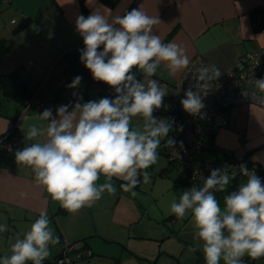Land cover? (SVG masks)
Returning <instances> with one entry per match:
<instances>
[{"label": "clouds", "instance_id": "clouds-1", "mask_svg": "<svg viewBox=\"0 0 264 264\" xmlns=\"http://www.w3.org/2000/svg\"><path fill=\"white\" fill-rule=\"evenodd\" d=\"M160 23L158 16L141 8L122 16L94 8L87 17L76 18V31L84 43L80 61L94 80L114 89L115 97L83 103L78 99L74 105L59 106L55 116L51 108L45 109L36 115L38 122L26 129L25 139L31 143L15 152L17 164L34 173L35 185L71 214L92 207L105 192L114 195V177L124 181L120 184L124 192L136 196L133 189L150 182L147 169L157 163L162 141L165 147L176 143L165 140L173 122L153 116L168 93L150 78L162 65L175 76L188 69L190 59L182 46L164 43L154 34V26ZM133 69L147 79H138ZM220 76L216 65L196 68L197 83L180 101L184 111L200 114L204 95ZM81 80L78 75L67 87L75 89ZM254 84L264 103V78L255 79ZM137 117L143 124L133 127ZM239 173L247 177L246 182L224 197L223 210L215 193L224 192L237 173L221 168L211 170L202 187L183 191L179 201L173 199L170 204L177 219L191 215L194 243L189 251L200 249L206 264H221V260L245 264V256L264 257V182L246 164L239 165ZM101 175L105 177L102 184L98 183ZM19 195L27 198L28 193ZM6 231L7 225L0 224V233ZM22 235L11 245L10 255L0 256V264H43L51 254L50 245L60 242L45 211Z\"/></svg>", "mask_w": 264, "mask_h": 264}, {"label": "crops", "instance_id": "crops-1", "mask_svg": "<svg viewBox=\"0 0 264 264\" xmlns=\"http://www.w3.org/2000/svg\"><path fill=\"white\" fill-rule=\"evenodd\" d=\"M108 1L110 4L103 0H91V3L87 0H0V38H5L7 44V52L0 61V73L19 68L29 87L38 83L25 105L0 93V135L16 126L20 136L17 146L0 153V224H6L7 229L15 226L17 230L16 222L21 219H38L41 211L47 212L48 217L62 212L58 210L60 204L53 201L43 187L35 185L31 169L17 164L15 152L31 143L25 139V133L31 124L38 122L36 115L51 108L55 116L59 106L72 105L63 90L64 77L58 59L64 51L83 44L75 25L79 15L87 17L94 8H100L101 11L110 10L112 16H122L127 11L141 8L148 15L159 17L161 23L154 26L153 32L164 43L173 42L182 46L189 59L199 53L220 71L236 66L247 51L264 46V28L255 31L250 20V10L255 7L264 9V0ZM22 21V28L13 32V26ZM26 59L34 61L38 68H25ZM181 73L170 76L162 65L154 77L160 85L165 83L161 87L172 88ZM223 115L227 124L216 127L214 147L229 151L238 160L248 151L249 160L264 169V108L255 103L240 102L224 110ZM171 139L174 140V136ZM164 143H161L163 152L169 148ZM210 154L213 152L203 153L206 157ZM174 167L180 170L178 165L167 161L158 174L167 177L168 171ZM162 169L164 172L159 173ZM178 177L179 174L173 179L172 187L186 185H176L174 180ZM246 179L239 175L237 188L240 181ZM121 182L124 181H118L119 188ZM187 185L192 188L190 183ZM22 191L28 193L27 198L20 197ZM126 193L140 203L130 192ZM57 228V236L69 241V231ZM80 235L83 234L77 236ZM82 246L90 248V243L82 241L79 247ZM4 253L8 252L0 253V256L10 255Z\"/></svg>", "mask_w": 264, "mask_h": 264}, {"label": "rangeland", "instance_id": "rangeland-1", "mask_svg": "<svg viewBox=\"0 0 264 264\" xmlns=\"http://www.w3.org/2000/svg\"><path fill=\"white\" fill-rule=\"evenodd\" d=\"M58 66L62 68L64 63L58 62ZM146 79L144 76L140 78L141 81ZM150 79L157 80L154 76ZM165 89L168 94L173 93L171 87H165ZM171 104V98L164 101L161 111L153 113V116L158 119H167L166 111ZM132 124L133 127L141 126L143 121L137 117L133 119ZM172 131L173 127L167 139L173 138ZM160 149L161 146L157 150L159 155L157 163L147 169L151 175L150 182L147 184L141 182L133 189L137 193L135 198L140 203L119 188V179L114 177L112 180L116 188L114 195L105 192L92 207L82 208L76 214L66 210L55 214V217H49L54 234L58 235L57 227L59 226L69 231L70 237L67 238L70 239L69 241L60 239L57 245H50L51 254L48 262L43 264H52L51 262L63 249L65 243L85 236L90 243V248L85 247V249L94 252L90 258V264L98 260L100 264H206L200 249L196 252L189 251V247L194 243L191 215L184 219H177L170 212L172 200L175 199L178 202L183 191L191 188L187 184L172 187L173 179L181 172V168L180 170L175 167L170 169L167 177L158 174L160 168L168 161ZM104 182L105 177L101 175L98 183ZM244 182L246 181H240V184ZM229 192L226 189L224 192L215 193L222 210L224 197ZM35 220H19L16 222L18 231L15 226L8 227L7 231L0 235V253L11 254V245L17 236L20 235V238H23L22 234L30 229ZM19 231L23 233L18 234ZM79 234L83 235L78 237ZM81 242L76 241L75 245L79 246ZM117 258L122 261H117ZM243 259L245 264H264V257L252 260L245 256Z\"/></svg>", "mask_w": 264, "mask_h": 264}, {"label": "built area", "instance_id": "built-area-1", "mask_svg": "<svg viewBox=\"0 0 264 264\" xmlns=\"http://www.w3.org/2000/svg\"><path fill=\"white\" fill-rule=\"evenodd\" d=\"M259 15V14H258ZM212 65L204 56L197 53L190 59L188 69L182 71L180 76L172 85L173 93L171 110L167 113V120L172 123L174 146L169 147L166 157L175 161L183 170V175L191 187H202L211 170L221 168L229 174L235 171L239 176V165L241 162L226 155L217 159V152L208 157L203 153L210 145L208 138L216 127L225 126L227 119L223 111L240 102L255 103L264 108L260 101V93L256 90L254 80L264 78V46L247 51L239 63L227 71H220L221 76L212 82L211 89L204 95L205 107L198 115H190L184 111L180 101L184 98V92L194 86L197 81L193 79L195 69L201 66ZM25 68H38L31 59H26ZM165 83L162 82L161 86ZM193 90H196L193 87ZM164 102V98H163ZM182 126V131L179 127ZM11 129L0 135V153L7 152L17 146L20 142L19 134H10ZM229 153V152H228ZM254 170L253 167H247ZM264 182V177L261 178ZM232 182V181H231ZM59 257H55L52 264H87V258L91 251L80 248L75 249L71 244H65L60 251Z\"/></svg>", "mask_w": 264, "mask_h": 264}, {"label": "trees", "instance_id": "trees-1", "mask_svg": "<svg viewBox=\"0 0 264 264\" xmlns=\"http://www.w3.org/2000/svg\"><path fill=\"white\" fill-rule=\"evenodd\" d=\"M103 1L107 4H110L108 0H103ZM81 2H83V0H81ZM262 15H264V9L260 7H255L250 10V20H251V24L255 31H259L262 28H264V20H262ZM22 26H23V21L13 26L12 31L16 32L19 29H21ZM83 48H84V43L79 44L78 46L68 51H64L58 59L59 62L64 63V66L61 69L63 73V77H64L63 90L66 92L72 105H74L78 99H80V102L83 103V102H88L90 100H99L100 98H104V97L114 98L115 97L114 89L110 88L105 83L94 80L92 78L91 72L88 69H86L83 63H81L80 50ZM99 50L102 51L103 48L101 47V49ZM6 52H7L6 40L5 38H0V61L5 56ZM133 71L136 72L138 79H140L143 76V74L137 69H133ZM78 75L82 77L80 85L75 89L67 87V85H69L73 81V79ZM37 85L38 83H35L33 86L29 87L27 84L26 78L21 74L19 68L10 70L8 72L0 73V93L4 97L15 99L23 105L28 103V100L30 99ZM170 98H171L170 95L167 94L164 97V101H167ZM161 107L158 110L154 111V113L160 112ZM169 110H171V106L166 112H168ZM214 132L208 138L210 145L206 147L207 150L205 151L217 152L216 154L217 159L220 160L226 157V155H230V154L228 153L229 151H226V150L220 151L216 149V147H214V142H213ZM17 133H18L17 127L16 126L12 127L10 134H17ZM163 153L166 156L167 150H164ZM248 157H249V152L246 151L242 155V157L239 159V161L241 162V164H246L247 167H253L258 177L260 178L264 177V169H262L260 165H258L257 163L249 160ZM168 162L170 164L173 163V164L178 165L175 161H172L169 159H168ZM178 167L181 168L179 165ZM162 172H164V169H162L159 173H162ZM240 177H244V176L240 174ZM238 179H239V176H235V178L232 180V182L228 186L229 191L237 190ZM174 182L176 185L189 183L186 177H184L183 175L182 168H181V172L179 173V177L177 178V180H174ZM58 210L63 211V208L59 206ZM86 238L87 237L81 238L79 240H75L72 243L69 242L65 244H71L73 245L75 249H80V248L85 249L84 246L82 247L76 246L75 242L76 241H86ZM92 255H93V252L91 251L90 255L87 258V264H90V258Z\"/></svg>", "mask_w": 264, "mask_h": 264}, {"label": "water", "instance_id": "water-1", "mask_svg": "<svg viewBox=\"0 0 264 264\" xmlns=\"http://www.w3.org/2000/svg\"><path fill=\"white\" fill-rule=\"evenodd\" d=\"M71 243H72V242H71ZM60 254H61V252H59V253H58L56 256H57V257H59V256H60Z\"/></svg>", "mask_w": 264, "mask_h": 264}]
</instances>
